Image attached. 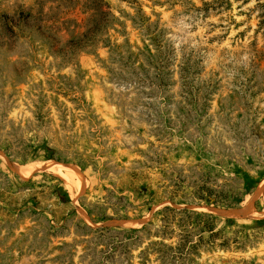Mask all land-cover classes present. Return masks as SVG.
<instances>
[{"label": "rangeland", "instance_id": "obj_1", "mask_svg": "<svg viewBox=\"0 0 264 264\" xmlns=\"http://www.w3.org/2000/svg\"><path fill=\"white\" fill-rule=\"evenodd\" d=\"M0 264H264V0H0Z\"/></svg>", "mask_w": 264, "mask_h": 264}, {"label": "bare ground", "instance_id": "obj_2", "mask_svg": "<svg viewBox=\"0 0 264 264\" xmlns=\"http://www.w3.org/2000/svg\"><path fill=\"white\" fill-rule=\"evenodd\" d=\"M53 169V168H52ZM55 172L56 175L61 174V170H53ZM64 179H66L68 181V183H72L71 181V175L70 174H65L64 176H62Z\"/></svg>", "mask_w": 264, "mask_h": 264}, {"label": "trees", "instance_id": "obj_3", "mask_svg": "<svg viewBox=\"0 0 264 264\" xmlns=\"http://www.w3.org/2000/svg\"><path fill=\"white\" fill-rule=\"evenodd\" d=\"M45 160H50V158L49 157H46Z\"/></svg>", "mask_w": 264, "mask_h": 264}]
</instances>
